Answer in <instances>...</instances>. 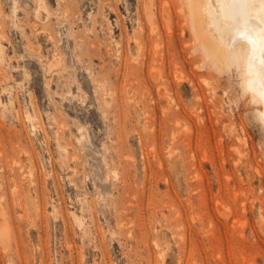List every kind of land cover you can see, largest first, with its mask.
<instances>
[{
  "label": "rangeland",
  "instance_id": "rangeland-1",
  "mask_svg": "<svg viewBox=\"0 0 264 264\" xmlns=\"http://www.w3.org/2000/svg\"><path fill=\"white\" fill-rule=\"evenodd\" d=\"M0 50V264H264L260 104L186 0H0Z\"/></svg>",
  "mask_w": 264,
  "mask_h": 264
},
{
  "label": "bare ground",
  "instance_id": "bare-ground-1",
  "mask_svg": "<svg viewBox=\"0 0 264 264\" xmlns=\"http://www.w3.org/2000/svg\"><path fill=\"white\" fill-rule=\"evenodd\" d=\"M186 3L197 49L214 65L235 64L240 68L242 88L259 102L257 112L264 125V66L261 63L264 60V0H186ZM56 61L55 57L50 65Z\"/></svg>",
  "mask_w": 264,
  "mask_h": 264
},
{
  "label": "snow or ice",
  "instance_id": "snow-or-ice-1",
  "mask_svg": "<svg viewBox=\"0 0 264 264\" xmlns=\"http://www.w3.org/2000/svg\"><path fill=\"white\" fill-rule=\"evenodd\" d=\"M261 63H262V66H264V60H262Z\"/></svg>",
  "mask_w": 264,
  "mask_h": 264
}]
</instances>
